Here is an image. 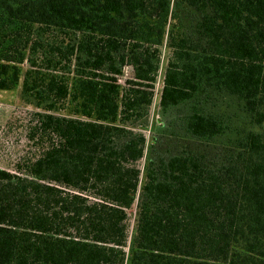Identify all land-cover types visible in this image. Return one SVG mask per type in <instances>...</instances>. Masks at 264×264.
Instances as JSON below:
<instances>
[{
    "label": "trees",
    "instance_id": "obj_1",
    "mask_svg": "<svg viewBox=\"0 0 264 264\" xmlns=\"http://www.w3.org/2000/svg\"><path fill=\"white\" fill-rule=\"evenodd\" d=\"M162 44V110L227 93L252 121L211 143L225 123L194 108L205 146L152 152L142 181L129 122ZM21 77L45 147L0 168V264H264V0H0V89Z\"/></svg>",
    "mask_w": 264,
    "mask_h": 264
},
{
    "label": "rangeland",
    "instance_id": "obj_2",
    "mask_svg": "<svg viewBox=\"0 0 264 264\" xmlns=\"http://www.w3.org/2000/svg\"><path fill=\"white\" fill-rule=\"evenodd\" d=\"M158 71L153 80L154 96L139 118L129 122V126L144 134L146 149L139 160L140 180L143 181L144 166L152 152L161 156H170L180 151L184 146L193 148L204 147L203 142L194 138L186 128V117L194 109L205 113L220 115L226 129L223 134L213 138L211 143H227L229 139L238 137L251 127V117L243 111L239 100L227 93L213 92L209 97L201 99L198 104L194 99L181 102L162 110L159 97L163 91L164 71L171 58V50L162 44L159 46ZM24 68V67H23ZM117 83L123 85L133 78L130 67L124 65L113 75ZM21 80L10 90L0 89V168L13 171L17 163L38 157L45 147V139L33 128L37 125V113L42 109L37 107L30 98L21 94ZM55 115L64 113L60 108L53 111ZM195 149V148H193ZM155 153V152H154ZM134 233V222L130 219L129 235Z\"/></svg>",
    "mask_w": 264,
    "mask_h": 264
}]
</instances>
